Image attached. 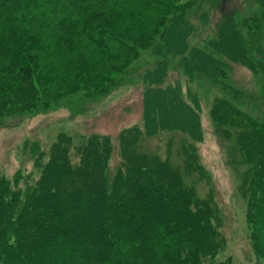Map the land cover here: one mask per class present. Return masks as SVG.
I'll list each match as a JSON object with an SVG mask.
<instances>
[{
  "label": "trees",
  "instance_id": "1",
  "mask_svg": "<svg viewBox=\"0 0 264 264\" xmlns=\"http://www.w3.org/2000/svg\"><path fill=\"white\" fill-rule=\"evenodd\" d=\"M134 2L160 7L155 0H0V118L15 104L42 99L49 105L56 100L49 95L46 80L64 74L69 66L42 63L48 51L64 62L67 47L105 61L127 56L133 50L132 39L100 20L107 11L122 12ZM168 9L176 15L179 7ZM181 24L177 20L166 24L155 45L159 55L185 53L189 79L195 74L221 77L227 66L205 50L190 47L193 28L185 22L183 34ZM216 33L217 39L207 46L232 62L237 58L251 66L245 38L229 16L223 17ZM46 38L54 41L44 49ZM99 43H106V49ZM165 68L166 62H159L149 73V82H163ZM147 95L148 137L178 131L200 140L198 107L192 109L179 83L151 87ZM219 107L223 108L221 103ZM68 142L66 138L55 143L46 163L40 162L44 155L40 147L33 145L38 178L30 175L12 183L0 175V264H234L230 258L217 260L222 236L208 200L181 170L155 155L137 152L134 131L122 133V161L114 171L110 162L115 147L107 138L93 136L77 147L76 162ZM260 148L264 159V142ZM190 166L198 169L193 162ZM259 173L248 181V191L253 248L262 259L264 176Z\"/></svg>",
  "mask_w": 264,
  "mask_h": 264
},
{
  "label": "rangeland",
  "instance_id": "2",
  "mask_svg": "<svg viewBox=\"0 0 264 264\" xmlns=\"http://www.w3.org/2000/svg\"><path fill=\"white\" fill-rule=\"evenodd\" d=\"M155 1L160 7L129 3L124 11L109 10L100 20L132 39L133 50L121 59L105 61L83 49L67 47L63 48L64 62L48 51L50 55L42 63L66 64L70 71L48 76V93L56 99L51 104L42 99L15 104L0 118V175L12 183L30 175L38 178L36 158L32 157L34 144L44 154L40 162L46 163L52 146L69 138L71 159L76 162V148L93 136L105 137L114 145L110 162L114 171L122 161L121 135L134 131L137 152L155 155L181 170L208 200L222 236L217 260L264 264V257L259 259L253 248L249 217L252 192L248 191V181L257 172L264 176L260 152L264 142V5L259 0ZM172 5L179 7L176 15L168 9ZM224 16H229L244 36L250 67L237 61L229 50L236 61L207 46L217 39L216 28ZM176 20L182 23L178 28L183 34L185 22L193 28L190 47L205 50L227 66L221 77L195 74L189 79L185 53L177 57L159 55L155 45L166 24ZM44 40V49L54 41ZM99 45L107 47L106 43ZM162 61L166 62V76L160 84H151L148 75ZM177 83L192 109L198 107L202 131L198 141L178 131L152 137L145 133L147 90ZM230 108L239 113H228ZM191 162L198 169H192Z\"/></svg>",
  "mask_w": 264,
  "mask_h": 264
}]
</instances>
